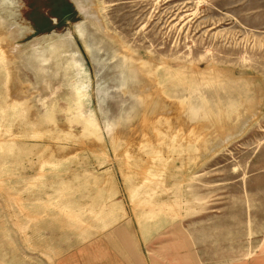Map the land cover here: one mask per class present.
I'll list each match as a JSON object with an SVG mask.
<instances>
[{
  "label": "rangeland",
  "instance_id": "rangeland-1",
  "mask_svg": "<svg viewBox=\"0 0 264 264\" xmlns=\"http://www.w3.org/2000/svg\"><path fill=\"white\" fill-rule=\"evenodd\" d=\"M255 252L264 0H0V264Z\"/></svg>",
  "mask_w": 264,
  "mask_h": 264
},
{
  "label": "crops",
  "instance_id": "crops-1",
  "mask_svg": "<svg viewBox=\"0 0 264 264\" xmlns=\"http://www.w3.org/2000/svg\"><path fill=\"white\" fill-rule=\"evenodd\" d=\"M248 264H264V254H260L257 252L253 253L251 255V258L248 260Z\"/></svg>",
  "mask_w": 264,
  "mask_h": 264
},
{
  "label": "bare ground",
  "instance_id": "bare-ground-1",
  "mask_svg": "<svg viewBox=\"0 0 264 264\" xmlns=\"http://www.w3.org/2000/svg\"><path fill=\"white\" fill-rule=\"evenodd\" d=\"M4 1V0H3ZM190 113H192V112H190Z\"/></svg>",
  "mask_w": 264,
  "mask_h": 264
}]
</instances>
